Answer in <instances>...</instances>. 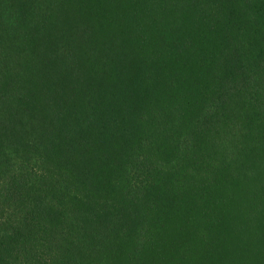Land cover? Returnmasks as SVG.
<instances>
[{
  "label": "trees",
  "instance_id": "obj_1",
  "mask_svg": "<svg viewBox=\"0 0 264 264\" xmlns=\"http://www.w3.org/2000/svg\"><path fill=\"white\" fill-rule=\"evenodd\" d=\"M0 264H264V0H0Z\"/></svg>",
  "mask_w": 264,
  "mask_h": 264
}]
</instances>
